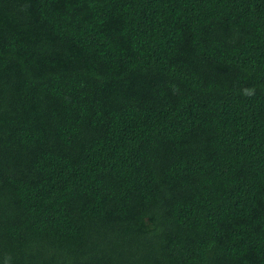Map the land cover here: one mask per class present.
<instances>
[{
	"label": "trees",
	"instance_id": "16d2710c",
	"mask_svg": "<svg viewBox=\"0 0 264 264\" xmlns=\"http://www.w3.org/2000/svg\"><path fill=\"white\" fill-rule=\"evenodd\" d=\"M6 257L264 264V0H0Z\"/></svg>",
	"mask_w": 264,
	"mask_h": 264
},
{
	"label": "clouds",
	"instance_id": "9594fccd",
	"mask_svg": "<svg viewBox=\"0 0 264 264\" xmlns=\"http://www.w3.org/2000/svg\"><path fill=\"white\" fill-rule=\"evenodd\" d=\"M255 88L254 87H245L240 90V95L243 97H252L255 95ZM10 257L5 258V264H9Z\"/></svg>",
	"mask_w": 264,
	"mask_h": 264
}]
</instances>
